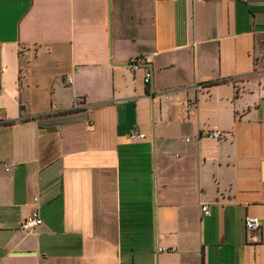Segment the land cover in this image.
<instances>
[{"label": "crops", "instance_id": "obj_1", "mask_svg": "<svg viewBox=\"0 0 264 264\" xmlns=\"http://www.w3.org/2000/svg\"><path fill=\"white\" fill-rule=\"evenodd\" d=\"M0 264H264V0H0Z\"/></svg>", "mask_w": 264, "mask_h": 264}, {"label": "built area", "instance_id": "obj_2", "mask_svg": "<svg viewBox=\"0 0 264 264\" xmlns=\"http://www.w3.org/2000/svg\"><path fill=\"white\" fill-rule=\"evenodd\" d=\"M141 61V57L132 59L130 61V66L133 69H136L139 66V62ZM151 79V72L147 71L145 74V82L148 83ZM67 82H71L70 77L66 78ZM87 107L85 100L80 95L73 96V102L70 110H79L84 109ZM206 135L211 138H221L223 137V132L219 130H211L207 131ZM131 136H139L143 137L144 134L139 133L138 131H132ZM8 168V167H7ZM35 199H37L35 197ZM201 209L205 212V214H209V210L205 204L201 205ZM42 219L39 215L38 207H35L22 221H21V228L22 229H30L39 224H41ZM245 227L246 229L256 230L259 227V219L257 217H246L245 219ZM159 250H166V248H159Z\"/></svg>", "mask_w": 264, "mask_h": 264}, {"label": "trees", "instance_id": "obj_3", "mask_svg": "<svg viewBox=\"0 0 264 264\" xmlns=\"http://www.w3.org/2000/svg\"><path fill=\"white\" fill-rule=\"evenodd\" d=\"M206 84H214V82H209V83H206Z\"/></svg>", "mask_w": 264, "mask_h": 264}]
</instances>
